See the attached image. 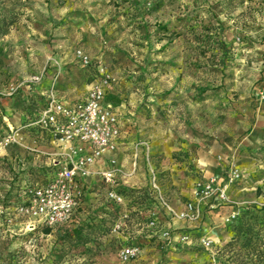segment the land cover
Here are the masks:
<instances>
[{
    "label": "rangeland",
    "instance_id": "obj_1",
    "mask_svg": "<svg viewBox=\"0 0 264 264\" xmlns=\"http://www.w3.org/2000/svg\"><path fill=\"white\" fill-rule=\"evenodd\" d=\"M100 69L114 79L108 99L132 113L131 140L144 144L146 174L153 170L173 210L196 205L197 220L169 216L147 175V184L128 188L142 193L143 206H120L116 219L127 214L122 230L96 231L90 239L99 235L98 245L84 247L90 251L61 247L58 232L35 225L16 242L0 238V264H122L117 252L124 245L140 254L123 264H264V101L257 94L264 91V0H0V92L41 74L44 88L73 101ZM0 99V135L7 124L20 127L38 101L23 92ZM20 137L23 146L58 149L31 133ZM31 155L17 145L0 153V206L33 183L25 179L38 169ZM35 160L48 168L47 157ZM210 180L225 188L224 201L194 197ZM108 205L100 179L89 181L75 213L112 221Z\"/></svg>",
    "mask_w": 264,
    "mask_h": 264
},
{
    "label": "built area",
    "instance_id": "obj_2",
    "mask_svg": "<svg viewBox=\"0 0 264 264\" xmlns=\"http://www.w3.org/2000/svg\"><path fill=\"white\" fill-rule=\"evenodd\" d=\"M76 58L82 65L89 63V58L82 52H76ZM42 75L30 76L27 80L10 83L0 95L13 97L30 86L39 84ZM114 79L99 70L98 78L92 81L82 100L74 104L61 102L53 86L49 87L41 97L45 104L36 112L33 120L26 126L8 127L4 135H0V153L8 147L17 145L37 157H47L46 163L51 169L49 180L42 184L24 185L17 194L18 202L14 207L0 206V223L6 227L12 226L16 220L25 224V230L33 231L35 225L50 229L68 224L80 206L84 186L96 176L105 187L107 202L125 206L126 200L116 192L119 187L118 178L123 175L121 168L114 158L108 159L109 167L96 172L94 166L105 156L112 155L118 147L121 123L118 113L109 103H104L105 92ZM258 101H264V91L257 92ZM32 129L43 141L56 146L57 151L47 153L36 147L23 146L20 134ZM233 176L237 177L236 174ZM149 186L153 199L172 218L193 222L197 220L199 211L196 205L187 203L180 211L173 210L166 202L156 183L155 173L148 169ZM217 196L224 201L225 188H214L213 180L198 184L194 197L200 200ZM126 213L119 215L111 225V232L118 233L124 226ZM155 226V220L148 221L147 227ZM166 244L172 243V236L168 231L161 234ZM181 242H188L187 236H181ZM201 245L208 249L209 240H202ZM140 250L134 245L121 246L117 252L120 263H127L138 258Z\"/></svg>",
    "mask_w": 264,
    "mask_h": 264
},
{
    "label": "crops",
    "instance_id": "obj_3",
    "mask_svg": "<svg viewBox=\"0 0 264 264\" xmlns=\"http://www.w3.org/2000/svg\"><path fill=\"white\" fill-rule=\"evenodd\" d=\"M43 79L39 84L30 86L29 89H24L20 93H25L27 96L34 97L35 95L41 96L47 88H44L42 85ZM88 86L86 87L87 90ZM86 90L83 92L82 97H80L77 100H67L65 99L58 91L55 90L57 98L66 104H74L80 100L83 99L84 94ZM108 88L105 92L104 96V103H109L111 106L115 109V111L118 113L120 123H121V132H120V138L118 140V147L114 154L105 156L101 161H99L95 166L94 170L96 172L104 171L109 167L108 159L114 158L116 160V164L119 168H121L123 175L118 178V184L119 186L125 187V188H139L141 186H144V183L146 182V177L148 174H146V166H148V163H143V167L141 166V158L140 156V150L144 144H141V142H135L131 140L132 131L131 129L134 128L133 126V119L130 118L132 116V113L130 110L125 109L123 106L115 104L113 101L108 99ZM14 99V98H13ZM4 100V99H3ZM0 103H2V99H0ZM4 104V103H3ZM35 114V111L33 112ZM16 115V114H15ZM7 127H13L9 124H7ZM133 127V128H132ZM33 132L36 134L35 139L39 140V142H44L40 138V136H37V133L33 130ZM27 133V132H26ZM28 135V133H27ZM53 145V144H52ZM140 147V148H139ZM147 149L148 147L145 146ZM57 151V150H56ZM32 156V155H31ZM35 156V155H34ZM32 156V158L34 157ZM35 158H39L35 156L33 159V165L32 168H44L43 164L35 160ZM3 159L2 157L0 160ZM38 163V165H37ZM45 166L47 164L45 163ZM143 169V172H142ZM148 179V177H147ZM98 178L96 176H93L89 181H96ZM147 184V182H146ZM157 203V202H156ZM170 204L174 209L178 208V200L176 196H173V198L170 201ZM179 209V208H178ZM183 207L181 208V210ZM180 211V210H176ZM25 224L21 223L19 220H16L15 223L10 227H5L3 224H0V232L5 233L7 236H0V238H3L5 240H9L10 242L17 241V236L25 233Z\"/></svg>",
    "mask_w": 264,
    "mask_h": 264
},
{
    "label": "trees",
    "instance_id": "obj_4",
    "mask_svg": "<svg viewBox=\"0 0 264 264\" xmlns=\"http://www.w3.org/2000/svg\"><path fill=\"white\" fill-rule=\"evenodd\" d=\"M34 99L38 100L35 101L33 103L34 106H32V104H30V110L26 113L25 118L22 119L21 121V126H26L27 124H29L36 112H38L40 109H42L44 107L45 101L44 98L41 96H34ZM35 111V114H33V112ZM1 116H0V120H1ZM26 132L30 135L34 134L36 135L33 130L27 129ZM25 179L27 181H32L33 183H26L23 185H20L17 187V190L19 191L20 188L24 185H30V184H42L45 181L49 180L50 175H51V169H30L27 171V173H25ZM18 191H16V193L18 194ZM116 192L118 194H120L127 202H128V207H132V206H143L145 200H144V196L142 195V193L140 191H136V190H130L128 188L125 187H118L116 189ZM18 202V199H14L12 201V204H10L8 207H14V205H16V203ZM6 206H3V208H5ZM109 209H111L112 211V215H108L109 219L110 216H112V221L111 220H107L104 218H98L97 221V217L95 214L94 215H88L87 217H85L83 220H81L76 213H74L73 217H72V221L68 224H64L61 225L59 227H57L56 229H54L56 232H58V236H59V240L61 242V247H63L64 244H67L68 247H70L72 250H78V249H84V247H86L90 242L95 243L96 245H98L99 243V235H102V233L106 234L108 229L111 227L112 223L115 221V219L117 218L120 206L114 205L109 203V205L107 206ZM44 227L45 230L44 232L47 234L50 230V228H47L45 226H41ZM102 229V231H100ZM106 230V231H105ZM96 231L99 232V235H97L96 237H93V239L91 240L90 237L96 233ZM101 237V236H100ZM83 252H87L90 250L84 249L82 250Z\"/></svg>",
    "mask_w": 264,
    "mask_h": 264
}]
</instances>
